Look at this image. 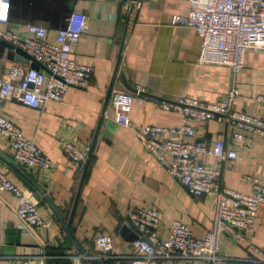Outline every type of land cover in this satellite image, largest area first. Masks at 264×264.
<instances>
[{
	"label": "crops",
	"instance_id": "obj_1",
	"mask_svg": "<svg viewBox=\"0 0 264 264\" xmlns=\"http://www.w3.org/2000/svg\"><path fill=\"white\" fill-rule=\"evenodd\" d=\"M10 1L9 22L0 23V31L22 37L31 24L45 26L54 34L66 26L73 11L84 12L88 18L87 30L71 57L80 64L93 66L89 87H70L61 102L48 100L40 108H31L18 98L0 96V114L33 138L53 165L49 173L22 168L45 190L66 223L72 217L71 230L78 241L105 264H131L135 250L129 237L136 234L121 224L128 210L139 206L158 209L159 232L165 239L173 221L189 226L196 238H204L213 227V198L193 196L145 149L133 128L116 123L113 96L122 86V75L131 87L148 94L135 97L131 113L135 125L178 127L181 112L164 110L156 99L175 101L191 97L212 103L225 98L233 86L239 93L233 102L234 111L253 117L264 115V105L256 100L259 95L264 96V52L248 49L244 67L235 77L227 66L200 64L202 38L194 29L171 25L174 15L189 12V0H143L140 7L128 13L125 7L139 1ZM28 66L23 61L17 62L15 50L0 42V77L15 67ZM233 132L254 138L252 148L236 146L228 139L230 148L239 152L241 160L223 163L218 157L205 155L202 161L223 168L221 181L225 188L251 194L253 187L246 176L257 177L264 184V136L246 127H229L218 119L197 121L198 139L204 144L219 137L230 138ZM68 139L91 148L82 171L69 163L63 151L62 144ZM0 151L13 159L6 139L0 138ZM0 170L23 185L20 174L1 157ZM37 201L49 223L46 234L25 231L16 215L18 199L8 191H0V264H8L27 245H39L50 238L48 254L61 257L50 259L48 264H72L65 258L68 252L84 255L49 202L44 198ZM11 229L15 232L9 233ZM98 235L113 237L111 254L104 256L98 250L95 244ZM252 240L264 251V206L259 209ZM219 254L242 264L255 256L252 250L225 235L220 239Z\"/></svg>",
	"mask_w": 264,
	"mask_h": 264
},
{
	"label": "built area",
	"instance_id": "obj_2",
	"mask_svg": "<svg viewBox=\"0 0 264 264\" xmlns=\"http://www.w3.org/2000/svg\"><path fill=\"white\" fill-rule=\"evenodd\" d=\"M187 14L174 15L171 25L191 28L202 38L200 64L229 67L235 75L244 67L248 49L264 52V0H189ZM141 2L135 4L140 7ZM125 13L131 11L126 6ZM11 1L0 0V23H8ZM87 15L73 11L66 26L54 34L45 26H27L25 37L14 32L0 31V37L19 46L43 67L27 69L15 67L0 77L2 99L18 98L31 108H40L46 101L61 102L70 87H89L94 68L80 64L72 57V50L87 30ZM32 63V60H31ZM233 86L225 98L207 103L197 98L179 97L175 101L158 100L166 111L178 110L182 120L178 127L135 125L131 113L136 94L119 91L113 96L115 121L118 125L133 128L145 149L170 175L180 181L195 197L213 198V227L204 238H196L189 226L173 221L168 238L160 235L161 218L152 206L131 207L121 226L130 227L136 234L131 264H242L220 256V239L223 235L253 251L255 256L246 264H264V251L253 242L259 209L264 206V184L257 177L246 176L253 187L251 194L225 188L222 184V167L204 164L205 155L218 157L223 163L241 160L236 149L230 148L228 139L236 146L252 148L253 136L233 132L231 137H219L210 144L198 139L197 121L218 119L229 127L249 128L264 136V115L249 116L233 110L238 96ZM264 105V96L256 99ZM0 138L9 142L13 159L31 172L49 173L53 165L35 140L23 134L10 119L0 114ZM63 151L71 165L84 170L90 155L89 145L77 140H65ZM0 191H8L18 199L16 209L21 227L32 234L45 233L49 223L41 213L33 192L24 185L13 182L0 170ZM50 240V241H49ZM39 245H27L8 264H48L55 257L48 254L51 238ZM96 247L102 255L114 251V239L110 235H98ZM72 264H91L84 255L66 253Z\"/></svg>",
	"mask_w": 264,
	"mask_h": 264
},
{
	"label": "water",
	"instance_id": "obj_3",
	"mask_svg": "<svg viewBox=\"0 0 264 264\" xmlns=\"http://www.w3.org/2000/svg\"><path fill=\"white\" fill-rule=\"evenodd\" d=\"M129 1H143V0H129ZM135 5L132 4L131 5V11H133ZM0 42L3 43L4 45L10 47L11 49H14L16 52V61L20 62L23 61L27 64H30L31 67L39 69L42 68L43 66L35 61L34 59H32L30 57V55L25 52L23 49H21L19 46L15 45L14 43L0 37ZM32 60V63H31ZM121 80H122V86L120 89H118L119 91H124V92H129V93H133L136 94L138 92V90L134 87H131L126 79L125 76L122 75L121 76ZM140 95H148L147 93L141 92L140 91ZM0 157L2 159H4L7 163H9L10 165L13 166V168L15 169V171H17L20 175H19V179L21 180L22 184L24 186H26L27 188H29L35 198L39 201H42V198H44L46 201L49 202V204L52 206V208L56 211L57 217L60 220V222L62 223L63 227L65 228L67 234L69 235V237L72 239V241L80 248V250L82 251V253L88 258V260L92 263V264H105L102 259L99 256L94 255L93 253L89 252L79 241L78 239L75 237V235L73 234L72 230H71V221H72V217L70 218L69 222L66 223L65 220L61 217V215L58 213V211L56 210V208L53 206V203L49 200V197L46 195L47 193L45 192V190L38 186L35 181L28 176L24 169L22 168L21 165H19L18 163L15 162V160H13L12 158H10L7 154L3 153L2 151H0ZM79 195H80V191L78 192V195L76 197L75 203H74V208H73V214H74V210L76 208L77 205V201L79 199ZM72 214V216H73ZM125 232L127 233V228L124 229ZM15 229H11L9 231V233H14ZM124 232V233H125ZM137 239V237L134 234H131L129 237V240L131 241H135ZM20 241V240H19Z\"/></svg>",
	"mask_w": 264,
	"mask_h": 264
}]
</instances>
